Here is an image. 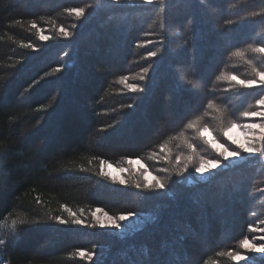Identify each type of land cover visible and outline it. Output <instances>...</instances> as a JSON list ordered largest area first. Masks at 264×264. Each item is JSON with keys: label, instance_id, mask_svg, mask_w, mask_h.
I'll return each mask as SVG.
<instances>
[{"label": "trees", "instance_id": "trees-1", "mask_svg": "<svg viewBox=\"0 0 264 264\" xmlns=\"http://www.w3.org/2000/svg\"><path fill=\"white\" fill-rule=\"evenodd\" d=\"M73 8L85 13L77 19L66 11ZM60 27L72 35H58ZM261 41L264 0H0V229L13 238L0 257L8 264H177L185 254L190 264H264L241 247L245 238L264 243V157L242 154L204 182L188 180L201 157L218 158L197 128L207 126L206 139L235 150L218 110L225 126L264 122L243 115L264 111L256 104L264 92L225 78L252 79L253 67L264 68V55L251 51ZM237 50L244 56H233ZM127 159L168 179L166 190L136 188L138 174L125 185L100 174L102 162ZM185 163L189 171L177 176ZM96 209L140 213L141 228L158 220L116 233L72 224L69 211ZM186 233L197 238L174 242ZM79 251L101 256L82 261ZM230 252L252 260L235 261Z\"/></svg>", "mask_w": 264, "mask_h": 264}, {"label": "snow or ice", "instance_id": "snow-or-ice-1", "mask_svg": "<svg viewBox=\"0 0 264 264\" xmlns=\"http://www.w3.org/2000/svg\"><path fill=\"white\" fill-rule=\"evenodd\" d=\"M114 3L118 2V0H113ZM146 4H151L154 2V0H143ZM128 3H133V0H128ZM66 11L72 12L75 14L76 18L79 19L83 16L85 13L84 8H73V9H66ZM228 23H232L231 21H228ZM33 28H36V24L32 23L31 25ZM73 27H76V25H73ZM58 35H61L65 38L70 37L72 35L71 32L65 30L63 27H60L58 30ZM39 39L41 41H47L49 39L46 35H40ZM25 47H32L31 44L24 45ZM251 47V46H250ZM251 51L253 53L262 54L264 55V41L260 42L259 46L251 47ZM157 55V52H149V57H155ZM233 56L236 57H243L244 52L237 50L232 53ZM249 64H251V61H248ZM62 67H58L55 70L57 72L62 70ZM143 73L145 75H141L139 77L140 80H145L146 74L149 73V68L145 67L142 69ZM252 71L254 73V78L252 79H240L236 75H229L225 77L231 82H235L238 86L242 88H259L261 92H264V68H257L253 67ZM121 82L127 79V77H121ZM35 83V82H34ZM129 90L133 92H139V93H145L148 91L147 84H145L143 87L137 86V85H127ZM256 104L259 108H264V95H261L259 99L256 100ZM129 108L134 107V105L129 104ZM209 107H212L211 104H209ZM220 111V115L217 117V119L221 120V131L223 133V136L227 139V141L230 142L231 145L235 146V150H232L230 147L225 146V144L219 142L215 136H212L211 139H206L204 134L209 133L211 134V130L207 127H201L197 128L196 131L200 134L201 139H204V142L209 144L217 153L218 158L216 159H207L204 157H201L199 159V163L194 166V173L191 174L192 178L188 179L191 184H196L199 182H204V177L210 176L213 173L216 172L218 169H228L231 165H234L237 161L242 160L244 157L242 154H247L248 156H256L259 154L260 157H264V122L260 123H247L243 125V128L245 129L244 133V139H236L232 135H230V132L232 129L236 128L237 125L234 123H231L230 121L225 126L223 124V111ZM245 117L248 118H260L261 120H264V111H245L243 113ZM188 128H195L196 123L191 122L187 124ZM188 147L192 151H196L195 147L192 144H189ZM164 148L161 146V151H163ZM193 157L189 156L187 157V160L190 162L192 161ZM180 158L177 157V161L179 163ZM227 162V163H226ZM129 164L133 163H139V161H133L129 160ZM103 164V162H102ZM120 172H124L125 169L121 168L119 169ZM189 171V164L185 163L183 167H177L175 169L176 175L180 176L183 173H186ZM103 176H110L111 174L105 171H101L100 173ZM140 176L142 177L143 183H141L139 180H134L133 183L135 184L136 188H143L148 190H157V191H165L169 181L168 179L164 177H158L151 175L147 168L144 169V172L140 173ZM111 179L113 180H119V183L121 185H125L126 181L124 179H121L119 176H111ZM101 209H97V212H100ZM69 215L73 217L72 224L74 225H82L87 227H100V228H107V229H115L118 232H122L123 224L124 222H127L133 218H138L141 214L136 212H126L122 213L118 216H110L107 212L103 213V217L97 216L96 212L92 213L93 217V223L85 225V222L75 216L74 213H71L69 211ZM56 221H58L61 224H66L67 221L63 220L61 217L57 216L54 218ZM158 220V216H154L153 219L145 223V225L140 229V231H143L144 228L149 226V223H156ZM250 230L256 231L257 229H254L249 226ZM259 231H264V229H259ZM121 239H125V237H120ZM195 240L197 237L194 234H183L179 237L178 241H174L175 243L184 244L186 240L189 239ZM259 239L264 240V236L259 237ZM5 241L3 239H0V245H4ZM241 247L244 248L248 252H254L258 254L260 257L264 258V244H256L251 243L247 238L241 241ZM186 251V247H185ZM81 256L85 255L83 251L79 253ZM143 254L145 258L148 256V249L147 247H144ZM96 255L95 252L87 253L88 258L91 260ZM229 255L232 256L233 260L235 261H251L252 257L241 255L240 253L230 252ZM177 264H190V262L185 259V254L181 257H177Z\"/></svg>", "mask_w": 264, "mask_h": 264}, {"label": "rangeland", "instance_id": "rangeland-1", "mask_svg": "<svg viewBox=\"0 0 264 264\" xmlns=\"http://www.w3.org/2000/svg\"><path fill=\"white\" fill-rule=\"evenodd\" d=\"M184 109H185V106L182 104V111H184ZM253 123H257V122H253ZM244 133H245V129L243 128V125H242L241 127L237 126L236 128L232 129V131L230 132V135H232L236 139H244ZM207 136L209 137L208 133H207ZM129 160L139 161V163L129 164L128 163ZM100 168H101V171L103 170V171L111 174L110 176H108L110 179H111V176H119L121 179L127 180L129 178H132V176L134 174L140 175L141 172H144V169L147 168V166L144 165V163L139 159H127L118 165H112L110 163H103L100 165ZM121 168L125 169V171L120 172L119 169H121ZM147 170H148V168H147ZM148 172L151 175H153V173L151 171L148 170ZM111 180L115 181V182H119V180H113V179H111ZM233 192H236V191L234 190ZM238 201H237V203H239ZM93 212H96L97 216L103 217L104 212H102V211L97 212V209L94 211H90L89 213L88 212H78L77 215H79V216H76V217L83 220L84 222H92V220H93L92 213ZM113 217H115V216H113ZM71 218L73 219V217H71ZM144 218H146V216H143V217L140 216L138 218H133L127 222H124L122 231L133 232V231L139 230V228H141V226L143 224ZM85 225H87V224H85ZM77 226H82V225H75V227H77ZM82 227H87V226H82ZM98 228L100 229V227H98ZM104 229L108 232H115V233L118 232L115 229H107V228H104ZM3 236L8 239L9 244H7L5 242L4 245H0V251H1V249L5 248V247H6L5 249H7L8 247L10 248L9 245H12V243H13L11 231H7L6 234H4L2 229H0V239L4 240ZM140 242H142V241L140 240ZM262 244H264V243H262ZM80 252L81 251H79L77 253V255L80 257V258L78 257L79 260H82L81 258H85L87 261L95 262L97 260V258H99L101 256L100 253L94 251L96 253V255L90 260L87 256V253H89V252L86 253L83 251L85 253V255H83V256H81L79 254ZM103 255H105V254H103ZM0 264H8V262H6V259H4V258L2 259L0 257Z\"/></svg>", "mask_w": 264, "mask_h": 264}]
</instances>
